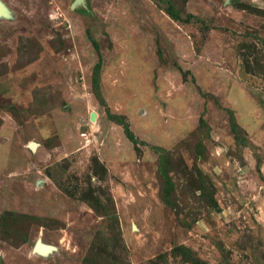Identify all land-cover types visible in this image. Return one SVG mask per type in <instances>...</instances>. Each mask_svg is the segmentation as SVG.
I'll return each instance as SVG.
<instances>
[{
  "label": "rangeland",
  "instance_id": "rangeland-1",
  "mask_svg": "<svg viewBox=\"0 0 264 264\" xmlns=\"http://www.w3.org/2000/svg\"><path fill=\"white\" fill-rule=\"evenodd\" d=\"M77 1L0 0V264H264V0Z\"/></svg>",
  "mask_w": 264,
  "mask_h": 264
},
{
  "label": "water",
  "instance_id": "water-1",
  "mask_svg": "<svg viewBox=\"0 0 264 264\" xmlns=\"http://www.w3.org/2000/svg\"><path fill=\"white\" fill-rule=\"evenodd\" d=\"M80 0L77 1L79 3ZM10 13L9 11L5 8V6L0 2V18H9ZM91 120H94L93 114L91 115ZM29 147H32V144H30ZM41 240H37L34 247H33V253L38 254V255H46L48 254L53 248L48 245H44L40 242Z\"/></svg>",
  "mask_w": 264,
  "mask_h": 264
},
{
  "label": "trees",
  "instance_id": "trees-1",
  "mask_svg": "<svg viewBox=\"0 0 264 264\" xmlns=\"http://www.w3.org/2000/svg\"><path fill=\"white\" fill-rule=\"evenodd\" d=\"M248 7V6H247ZM249 8V7H248ZM250 9V8H249ZM172 14V12H170ZM173 15V14H172ZM174 17V15H173ZM258 71H260V69L257 67L256 68ZM124 131H125V134L127 136V138L130 140V141H133V142H136V139L134 138V136L131 134V132H129L127 126H124Z\"/></svg>",
  "mask_w": 264,
  "mask_h": 264
},
{
  "label": "bare ground",
  "instance_id": "bare-ground-1",
  "mask_svg": "<svg viewBox=\"0 0 264 264\" xmlns=\"http://www.w3.org/2000/svg\"><path fill=\"white\" fill-rule=\"evenodd\" d=\"M0 19H2V18H0ZM41 242V241H40ZM42 243V242H41ZM43 244V243H42Z\"/></svg>",
  "mask_w": 264,
  "mask_h": 264
}]
</instances>
